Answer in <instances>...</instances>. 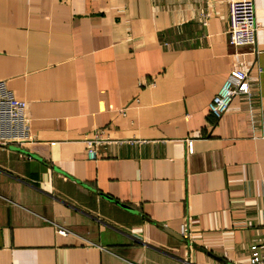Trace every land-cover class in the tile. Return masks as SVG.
Returning a JSON list of instances; mask_svg holds the SVG:
<instances>
[{"label": "crops", "instance_id": "0c3cea01", "mask_svg": "<svg viewBox=\"0 0 264 264\" xmlns=\"http://www.w3.org/2000/svg\"><path fill=\"white\" fill-rule=\"evenodd\" d=\"M256 17V45L235 48L229 0H0V81L34 137L0 146V264H249L264 0ZM233 69L253 93L217 117ZM96 134L115 142L90 158Z\"/></svg>", "mask_w": 264, "mask_h": 264}, {"label": "built area", "instance_id": "2783aa9c", "mask_svg": "<svg viewBox=\"0 0 264 264\" xmlns=\"http://www.w3.org/2000/svg\"><path fill=\"white\" fill-rule=\"evenodd\" d=\"M259 23L256 17V0H229V25L227 34L229 43L235 48L251 46L257 42ZM249 72L244 69H233L228 74L219 91L214 95L209 107L217 117L229 110L231 101L237 95L253 93ZM26 100L18 98L6 85L0 81V146H25L32 143L31 134L26 118ZM87 152L90 158L97 155L99 144L115 142L114 140L96 134L85 136ZM191 151V141H189ZM62 232V230H59ZM249 264H264V241L251 245Z\"/></svg>", "mask_w": 264, "mask_h": 264}]
</instances>
